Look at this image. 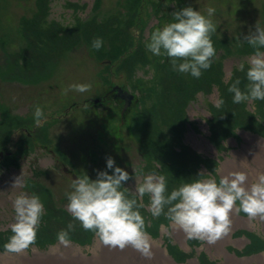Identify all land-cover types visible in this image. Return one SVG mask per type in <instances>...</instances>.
Here are the masks:
<instances>
[{"label":"rangeland","instance_id":"obj_1","mask_svg":"<svg viewBox=\"0 0 264 264\" xmlns=\"http://www.w3.org/2000/svg\"><path fill=\"white\" fill-rule=\"evenodd\" d=\"M186 6L204 15L215 8L213 35L235 46L238 55L225 58L223 50L217 52L216 67L197 79L173 71L162 63L166 56L145 49L147 62L134 70L136 77L146 80L143 86H151L155 76L163 80L156 94L148 96L149 102L159 98L142 127L151 138H136L139 133L131 135L123 119L135 117L128 109L139 90L119 69L134 49L125 51L117 44L116 53L108 54L115 60L108 69L110 62L99 51L110 46L107 35L121 42L129 34L146 46L151 33L173 22L172 13ZM256 24L264 28V0H0V151L7 150L0 160V264H264V220L238 211L239 202L230 213V231L209 244L188 239L168 219V206L155 217L150 196L135 197L144 205L139 209L149 241L144 255L132 245H104L73 218L67 199L73 179L87 174L95 180L98 171L112 174L109 157L129 173L122 183L131 193L150 173L166 177L168 194L184 183L210 177L219 182L234 172L246 173L250 187L264 173V101L235 104L228 88L239 79L247 91L254 49L243 39ZM98 37L103 46L97 54L92 41ZM216 39L212 41L219 45ZM89 83L90 91L65 94L70 85ZM111 84L132 95L126 109L118 90V98L106 97ZM36 106L43 110L40 125L35 123ZM243 121L248 122L238 126ZM98 123L112 124L104 130ZM190 170L191 179L185 174ZM18 177L21 186L13 187ZM20 193L38 195L44 215L35 243L14 253L4 245L13 235V201ZM69 223L74 229L64 244L58 233L68 230Z\"/></svg>","mask_w":264,"mask_h":264},{"label":"clouds","instance_id":"obj_2","mask_svg":"<svg viewBox=\"0 0 264 264\" xmlns=\"http://www.w3.org/2000/svg\"><path fill=\"white\" fill-rule=\"evenodd\" d=\"M216 9L209 7L207 15L186 6L174 13L173 22L166 23L151 33L146 48L155 56H166L173 71L190 73L194 78H200L203 71L211 68L217 55L211 39L216 32L212 20ZM254 49V54L248 58L247 91L239 87L237 79L228 91L233 93L232 102L240 104L255 100L264 101V28L256 24L243 39ZM103 46L102 38L92 41V48L99 50ZM243 70V65H241ZM92 85L73 84L67 91L79 93L90 91ZM224 101L220 100L219 104ZM218 104V106H219ZM35 123L41 124L43 110L36 106ZM108 171H98L97 179L91 180L87 174L73 179L72 189L67 194L68 211L73 218L80 221L86 231H93L104 245L123 249L132 245L142 254H149L148 234L145 230V220L139 211L143 203H138L147 194L150 196V211L159 217L167 208L168 219L187 238L206 240L215 243L230 231V213L239 202L238 211H243L250 218L259 217L264 220V173L259 174L250 187L246 186L247 175L244 172L229 173L219 179H197L184 183L168 194L167 179L162 174L150 173L142 182L136 185L135 193L123 187L122 182L130 179L129 173L115 166L113 158L106 161ZM207 174L201 173L200 176ZM20 177L16 178L13 187L21 186ZM131 195L133 198H129ZM15 223L11 225L13 233L4 245L9 252L19 253L36 241L37 232L44 215V207L36 194L27 196L20 193L13 201ZM74 225L69 223L68 230H61L58 239L68 243V231Z\"/></svg>","mask_w":264,"mask_h":264},{"label":"trees","instance_id":"obj_3","mask_svg":"<svg viewBox=\"0 0 264 264\" xmlns=\"http://www.w3.org/2000/svg\"><path fill=\"white\" fill-rule=\"evenodd\" d=\"M120 19H121L120 17H116V20L118 21L119 24H121V28H122V31H123L124 25L122 24V21H120ZM107 23H109V21ZM124 33H127V32H124ZM107 36H108L107 38H110V39H107V42L109 41V45L110 46L109 47H102V49L99 51V54H101V55L106 57L105 58V57H101L100 56V58L101 59H105L107 62L108 61L110 62L109 64L105 65L106 69H108L110 67L111 63H113L115 61L114 59H112L113 56H108V54L112 51V49L114 47H118L117 44L120 45L119 47H121L125 51H127V50L129 51V50H133L134 49L131 52V55L128 56L129 59L127 57H125L127 62H126V64L124 62L122 63V64H125V66L123 65V66H120V68H119V69H123L124 70V74H125V77H126L125 81L130 82L132 87L138 88V90H139V92L136 93L137 99H135V101L132 103V106L128 109L129 110L128 112H133L135 117L130 119V116L124 115L125 118L123 120L126 119V121H127L126 123H129V126L131 127L130 128L131 129V135L139 133L138 135H136L137 136L136 138H138V137H142V138H145V139L146 138L147 139L151 138V136L149 137L150 134L147 135L149 132L143 131L144 134L142 133V127L145 129V125H147V119L148 120L151 119L150 112L152 111V109L154 107H156V106L158 108L159 98L157 97L156 100H153V101L149 102L148 96L150 95V96L153 97L154 94H156V91H158L157 83H160L161 80H163V78H161V80L157 81V78L155 76V79L151 78V82H152L151 86H143V83L146 80H143L142 78L136 77V75L134 73V70L137 71L138 68L142 66L141 63L147 62L145 60L146 54H145V51H144L145 49H147L146 46L141 44L140 41H139L140 44L137 45V42H136L137 39L135 40V38H133L129 34L126 37L121 36V42H118V37H116V35L115 36L107 35ZM215 37L216 36L212 34L211 39L212 38L216 39ZM225 38H227V37H225ZM79 39H80V36H79ZM148 40H150V39H148ZM216 40H217V42H219V45L213 43L214 47L216 48L217 52H221V50H223L225 52V54H227V56L225 58L230 57L233 54L238 55L239 51H237L238 49L235 46H232L231 44H229L225 40H223V41H220L218 39H216ZM232 49H237V50L234 52ZM117 50H113L112 53H116ZM93 51L98 54L97 50L93 49ZM239 56H241V55L239 54ZM101 62L103 63V61H101ZM162 63H166L168 67H170V65H171L168 57H165V60H163ZM218 65H219V63H218ZM215 67L216 66L212 63L210 69L213 70ZM157 77H159V76H157ZM166 77H167V75H166ZM104 81H106V78H104ZM190 95L192 96V94H190ZM128 117H129L130 120L128 119ZM120 121H121V119H119V122ZM139 122H141V123L138 126H136V124L139 123ZM247 122L248 121H243L241 124H239V123H237V124H238V126H241V125H243L244 123H247ZM111 124L112 123L104 125L103 123H101L100 126H99V123H98V126H99L100 129L104 128V130H106V129L108 130V128L111 126ZM180 137L182 138L181 135H179V138ZM225 138H227V137H225ZM181 145H182L181 149L185 148L184 144H181ZM185 174L190 179L193 176V173L191 172V170H190V172L186 171Z\"/></svg>","mask_w":264,"mask_h":264},{"label":"flooded vegetation","instance_id":"obj_4","mask_svg":"<svg viewBox=\"0 0 264 264\" xmlns=\"http://www.w3.org/2000/svg\"><path fill=\"white\" fill-rule=\"evenodd\" d=\"M114 84L110 87V89L107 91V96L106 97H110V99H113V98H118L117 97V91L116 90H113V88H114ZM105 95V94H104ZM100 98V97H99ZM101 101H103L104 102V97L102 96L101 97V99H100ZM97 101V100H96ZM110 101H112V100H110ZM95 103V102H94ZM113 103V102H112ZM96 104V103H95ZM23 139H24V137H22ZM7 153V150L6 149H3V150H1L0 151V160L2 159L1 157H3L5 154ZM2 154V155H1Z\"/></svg>","mask_w":264,"mask_h":264},{"label":"water","instance_id":"obj_5","mask_svg":"<svg viewBox=\"0 0 264 264\" xmlns=\"http://www.w3.org/2000/svg\"><path fill=\"white\" fill-rule=\"evenodd\" d=\"M118 90V94H121V98L124 100L123 108L126 109L127 106H129L130 101L132 99V95L128 93L127 91L121 90L119 87H114L113 90ZM74 178H76L74 176Z\"/></svg>","mask_w":264,"mask_h":264},{"label":"bare ground","instance_id":"obj_6","mask_svg":"<svg viewBox=\"0 0 264 264\" xmlns=\"http://www.w3.org/2000/svg\"><path fill=\"white\" fill-rule=\"evenodd\" d=\"M122 103V102H121ZM121 105V104H120ZM9 180H10V178H9ZM12 180V179H11ZM11 182H9V184H10ZM59 250V248H57L55 251H58ZM162 250V249H161ZM52 251H54V250H52ZM163 251V250H162ZM55 253V252H54ZM50 260L52 261V262H55V256L54 257H51L50 258Z\"/></svg>","mask_w":264,"mask_h":264}]
</instances>
